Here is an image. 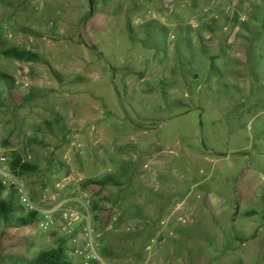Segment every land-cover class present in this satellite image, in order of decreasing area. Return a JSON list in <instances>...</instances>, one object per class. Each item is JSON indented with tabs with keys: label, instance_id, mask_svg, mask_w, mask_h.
I'll use <instances>...</instances> for the list:
<instances>
[{
	"label": "rangeland",
	"instance_id": "obj_1",
	"mask_svg": "<svg viewBox=\"0 0 264 264\" xmlns=\"http://www.w3.org/2000/svg\"><path fill=\"white\" fill-rule=\"evenodd\" d=\"M70 1L86 25L65 34L0 11V144L37 168L34 201L93 196L106 264H264V4L213 46L192 26L203 0ZM15 223L0 218V264L56 248Z\"/></svg>",
	"mask_w": 264,
	"mask_h": 264
},
{
	"label": "built area",
	"instance_id": "obj_2",
	"mask_svg": "<svg viewBox=\"0 0 264 264\" xmlns=\"http://www.w3.org/2000/svg\"><path fill=\"white\" fill-rule=\"evenodd\" d=\"M67 186L62 183L58 188L66 189ZM81 196V201L66 196L59 200L55 198L53 208L40 207L25 180L11 170L9 158L0 144V202L14 197L26 212L37 213L35 232L38 238L49 246L64 242L70 249L74 264H106L96 249L95 198L88 193H81ZM162 243L163 239H152L149 251Z\"/></svg>",
	"mask_w": 264,
	"mask_h": 264
},
{
	"label": "crops",
	"instance_id": "obj_3",
	"mask_svg": "<svg viewBox=\"0 0 264 264\" xmlns=\"http://www.w3.org/2000/svg\"><path fill=\"white\" fill-rule=\"evenodd\" d=\"M212 1L210 4H208L207 0H203L200 4V11H199V16L194 18L193 21V28H195L194 30H198V32L200 31V33H204V35L206 36L204 40H207V42H209V44H212L214 46V44H216V46L220 43L222 44H232V43H238L240 40L238 33L239 31L243 30L240 26V24H247V22H249V15H247V10L249 11V5L247 2H250V0H241V4L237 5L238 7H236L233 11H232V7L230 8L228 5H226V1L227 0H210ZM69 2V4H71L72 1L70 0H0V11H3V13L6 11L10 12L11 16L13 17L12 19L17 20L20 22L25 23V26L31 27L32 29H37L39 28V26L37 24H40L43 27L49 26V21L53 18L58 20L57 23H54V27H59L61 28V32L62 33H69V30L71 28V26H73L74 24H72V14L68 13V9H65L64 6L65 4L67 5V3ZM256 2L255 4H257L256 6H262L264 4V0H256L253 1ZM91 4V8L88 11V15L90 16L92 14V12H96L98 6H100L99 2H96L95 0H91L90 2ZM259 7V8H260ZM46 9V11H44ZM41 12H44V15L42 17V20H39V16L41 15ZM235 12L237 13H242L240 14L239 17H237L235 15ZM34 13V15L32 14ZM2 14V12H1ZM32 16L28 17V15ZM258 14L257 9L254 8L253 14L252 15H256ZM80 15V13H79ZM44 17H47V19H44ZM239 18V26L237 28H235L236 32L234 33L233 36H226L229 33H227L228 28H230V26L235 24L234 21L235 19ZM65 18L67 19L66 21ZM113 17H111L110 19H112ZM109 19V20H110ZM214 19L216 20L219 24L215 23L214 27H207L212 28L211 31L206 30V32L203 31L202 26L207 24L205 22H208V20ZM1 20V19H0ZM48 21V23L45 24L44 21ZM61 20V21H60ZM72 20V21H71ZM64 24L60 23L63 22ZM19 22V23H20ZM97 23V21H95ZM86 23H84V21H82V19H78L77 23L74 26H79V27H83L85 26ZM209 25V24H207ZM217 26V27H216ZM224 26V27H223ZM245 25H243L244 27ZM4 27L5 24L0 23V33L4 32ZM133 27V26H132ZM233 27V26H231ZM236 27V25L234 26ZM200 28V29H199ZM216 33V34H214ZM213 37V38H212ZM216 37V38H214ZM215 39V41H213ZM205 43V41H204ZM215 46V47H216ZM214 48V47H213ZM218 48V47H217ZM34 52V51H32ZM82 200V196L80 197V201ZM96 214V212H95Z\"/></svg>",
	"mask_w": 264,
	"mask_h": 264
},
{
	"label": "trees",
	"instance_id": "obj_4",
	"mask_svg": "<svg viewBox=\"0 0 264 264\" xmlns=\"http://www.w3.org/2000/svg\"><path fill=\"white\" fill-rule=\"evenodd\" d=\"M2 55L8 59H13L18 62H37L38 56L32 52L20 50L18 48H9L2 52ZM10 167L11 170L21 178L36 172V167L26 163L22 157L17 153H10ZM95 205V212L97 209ZM18 214H22L18 216ZM11 216L16 217L17 228H29L35 225L38 220L37 213L26 212L21 205H17L14 197L8 201L0 202V218L3 222L8 223ZM66 246L61 242L56 248H50L41 252L36 258L28 259L24 256H17L14 258L15 264H74L73 260L66 256ZM101 257H107L108 254L100 253Z\"/></svg>",
	"mask_w": 264,
	"mask_h": 264
}]
</instances>
